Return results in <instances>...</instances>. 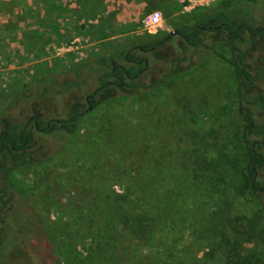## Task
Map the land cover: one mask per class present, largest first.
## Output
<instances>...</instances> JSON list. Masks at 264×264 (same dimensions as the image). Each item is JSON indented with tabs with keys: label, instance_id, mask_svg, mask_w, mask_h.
I'll list each match as a JSON object with an SVG mask.
<instances>
[{
	"label": "rangeland",
	"instance_id": "1",
	"mask_svg": "<svg viewBox=\"0 0 264 264\" xmlns=\"http://www.w3.org/2000/svg\"><path fill=\"white\" fill-rule=\"evenodd\" d=\"M146 2L150 8L133 29L121 28L101 40L80 26L61 44L46 30L42 43V31L31 22L34 43L19 45L0 26V132L8 125L28 132L20 159L8 158L3 166L0 156V264H111L96 247L93 230L83 227L84 189L124 192L138 182L141 158L183 172L208 145L215 150L212 139L223 146L242 130L240 99L255 122L248 138L262 143L264 154V32L250 31L264 30V0ZM155 11L164 23L148 32L142 22ZM198 12L209 17L189 44L179 25ZM25 27L13 32L20 37ZM165 33L170 40L156 45ZM235 55L253 75L252 84L241 90ZM117 67L126 73L115 75ZM74 117L66 129H40ZM196 134L202 137L199 144ZM258 176L264 185V165ZM258 208L252 205L251 213L260 215ZM260 217L257 232L239 226V239L249 241L228 249L235 252L231 264H263L254 257L264 248V213ZM184 239L188 243L192 236ZM132 247V262L138 251L148 253L147 246L133 242ZM220 262L218 257L210 264Z\"/></svg>",
	"mask_w": 264,
	"mask_h": 264
},
{
	"label": "trees",
	"instance_id": "2",
	"mask_svg": "<svg viewBox=\"0 0 264 264\" xmlns=\"http://www.w3.org/2000/svg\"><path fill=\"white\" fill-rule=\"evenodd\" d=\"M208 17L204 12L189 17L179 25L181 37L193 44V37L200 32L203 21ZM224 28L231 37L230 27L225 25ZM186 30L192 31L189 34L185 33ZM250 31L264 32L262 28ZM170 38L171 34L165 33L156 45ZM228 40L233 50L235 47ZM138 47L145 49L141 44ZM232 65L239 90L252 84L253 75L242 56L235 55ZM117 73H126V70L117 67L114 74ZM118 78L121 79V76ZM260 101L264 104V95H260ZM239 111L242 130L236 133L235 138L226 139L223 146H219L216 138L212 139L210 142L215 150L206 144L204 156L197 154L192 157L191 163L183 167V172L176 171L172 165L163 170V163L151 161L150 164L141 158L138 162V182L128 186L124 192L116 194L111 189L105 192V189L98 190L95 186L84 189L81 195L87 204L83 227L93 230L96 247L106 253L111 264H210L218 257L220 264L233 262L230 258L235 252L228 249L234 248L237 242L247 240L239 239V226L243 229L247 226L254 233L260 228V215L264 213V197L261 203L257 201V197L264 196V185L258 176V170L264 165L262 143L248 138L255 122L241 99ZM76 119L56 120L57 126L38 127L49 133L51 130L66 129L67 123ZM201 139V135L196 134L195 144H199ZM27 142L25 127L18 131L13 126H6L0 132L3 166L8 158L20 159L21 155L17 153L25 149ZM91 170L96 173V163L92 164ZM178 200L183 201L181 206ZM256 204L260 215L258 212L251 213L252 205ZM239 221L246 222L238 225ZM250 234L251 239L254 235ZM188 235L192 236V240L187 243L184 238ZM133 242L138 247L147 246L148 251L145 254L138 251L134 262ZM220 249L225 252L221 253ZM254 257L263 261L264 248H259Z\"/></svg>",
	"mask_w": 264,
	"mask_h": 264
},
{
	"label": "crops",
	"instance_id": "3",
	"mask_svg": "<svg viewBox=\"0 0 264 264\" xmlns=\"http://www.w3.org/2000/svg\"><path fill=\"white\" fill-rule=\"evenodd\" d=\"M4 5H7V10H4ZM150 5L146 0H0V8L6 17L0 26L7 30L9 40L19 45L34 43L31 22H37V25H31L42 31V43L46 30H52L53 40L61 44L72 38L80 26L93 39L101 40L114 36L121 28L133 29ZM21 26L25 28L19 37L13 31Z\"/></svg>",
	"mask_w": 264,
	"mask_h": 264
},
{
	"label": "built area",
	"instance_id": "4",
	"mask_svg": "<svg viewBox=\"0 0 264 264\" xmlns=\"http://www.w3.org/2000/svg\"><path fill=\"white\" fill-rule=\"evenodd\" d=\"M207 1L211 0H195L198 5H202L203 2ZM163 23L164 21L161 17V13L158 11L152 12L145 16L142 22L144 29L148 32L155 31L156 29L160 28Z\"/></svg>",
	"mask_w": 264,
	"mask_h": 264
}]
</instances>
